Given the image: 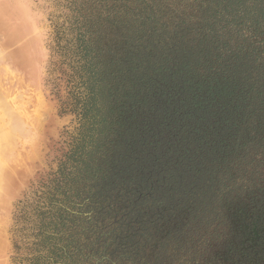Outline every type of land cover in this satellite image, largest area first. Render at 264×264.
Instances as JSON below:
<instances>
[{"label": "trees", "instance_id": "16d2710c", "mask_svg": "<svg viewBox=\"0 0 264 264\" xmlns=\"http://www.w3.org/2000/svg\"><path fill=\"white\" fill-rule=\"evenodd\" d=\"M67 2L82 134L14 264H264V0Z\"/></svg>", "mask_w": 264, "mask_h": 264}, {"label": "rangeland", "instance_id": "374dc122", "mask_svg": "<svg viewBox=\"0 0 264 264\" xmlns=\"http://www.w3.org/2000/svg\"><path fill=\"white\" fill-rule=\"evenodd\" d=\"M67 1L0 0V264H14L15 236L37 223L41 182L82 134L77 114L61 105L71 103L69 70L53 51L57 31L71 38Z\"/></svg>", "mask_w": 264, "mask_h": 264}, {"label": "bare ground", "instance_id": "6f19581e", "mask_svg": "<svg viewBox=\"0 0 264 264\" xmlns=\"http://www.w3.org/2000/svg\"><path fill=\"white\" fill-rule=\"evenodd\" d=\"M4 175H5V173H4V169L0 166V178H1V177H4ZM1 182H4V179H3V178L0 179V183H1ZM0 185H2V184H0Z\"/></svg>", "mask_w": 264, "mask_h": 264}]
</instances>
